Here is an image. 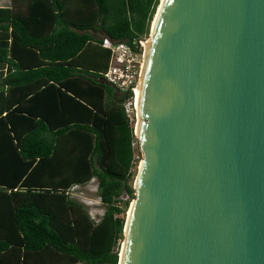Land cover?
Wrapping results in <instances>:
<instances>
[{
	"label": "water",
	"instance_id": "95a60500",
	"mask_svg": "<svg viewBox=\"0 0 264 264\" xmlns=\"http://www.w3.org/2000/svg\"><path fill=\"white\" fill-rule=\"evenodd\" d=\"M158 4L116 264H264V0Z\"/></svg>",
	"mask_w": 264,
	"mask_h": 264
},
{
	"label": "trees",
	"instance_id": "16d2710c",
	"mask_svg": "<svg viewBox=\"0 0 264 264\" xmlns=\"http://www.w3.org/2000/svg\"><path fill=\"white\" fill-rule=\"evenodd\" d=\"M158 1L0 7V264L117 263L137 149L101 40L135 48ZM92 178L96 220L68 195Z\"/></svg>",
	"mask_w": 264,
	"mask_h": 264
},
{
	"label": "built area",
	"instance_id": "2783aa9c",
	"mask_svg": "<svg viewBox=\"0 0 264 264\" xmlns=\"http://www.w3.org/2000/svg\"><path fill=\"white\" fill-rule=\"evenodd\" d=\"M143 40H145V37L135 39L133 41L135 48H132L123 41H114L107 37H102L101 40V46L108 50V62L106 69L102 73V79L119 92L126 94L122 101V108L132 128L134 140H132L130 144L134 149H137V141L134 136V125L136 120L135 88L140 73ZM138 155L140 156L137 149V152L134 151L132 157V163L135 162V168L137 162H139ZM131 170H133V168H131ZM118 197L121 200H125L128 198V195L126 193H121ZM92 219L96 220L97 218Z\"/></svg>",
	"mask_w": 264,
	"mask_h": 264
},
{
	"label": "rangeland",
	"instance_id": "374dc122",
	"mask_svg": "<svg viewBox=\"0 0 264 264\" xmlns=\"http://www.w3.org/2000/svg\"><path fill=\"white\" fill-rule=\"evenodd\" d=\"M148 33H149V31H148ZM145 39L148 40V34H147V37H145ZM135 121H136V123H135V127H136L137 114H136V120ZM135 127H134V130H135ZM138 157H140V156L138 155ZM137 164H138V162H137ZM138 166L139 165H137L136 168L135 167L133 168L134 174H133L132 179L130 180V186H131V189H132V195L133 196H134L133 180L135 178ZM95 189H96V181H95L94 178H92L86 184L73 185L68 190V195L72 199L80 202L84 206V208L87 210V212L90 215V217H92V218H97L100 215V213L102 212V209H103V206L101 205V203L99 202L98 197L96 196ZM122 196H125V195H122ZM128 199H130V198H128ZM128 211H129V208H128V210L126 208L125 211H124V214H123V219L124 220H125V217H126ZM124 220H123V224H124ZM122 228H123V226H122ZM121 241H122V239H121Z\"/></svg>",
	"mask_w": 264,
	"mask_h": 264
},
{
	"label": "bare ground",
	"instance_id": "6f19581e",
	"mask_svg": "<svg viewBox=\"0 0 264 264\" xmlns=\"http://www.w3.org/2000/svg\"><path fill=\"white\" fill-rule=\"evenodd\" d=\"M161 1L162 0H160V3H161ZM159 5L157 7L156 13H158ZM156 13H155L154 18L152 20V28H151L150 38L149 39H151V37H152V32H153L152 29L154 27L153 25H154V21H155L154 19L156 18ZM150 41L151 40H146V39L142 41V45H143L142 61H141V64H140L139 78H138L137 85H136V88H135V107H136V114H137V124H136V127H135V125H134V127H135V132L136 133H137V125H138V121H139V113H138L139 93H140V87H141V81H142V76H143V71H144V65H145L147 50H148ZM135 123H136V121H135ZM128 213H129V211H128ZM128 213H127V216H128Z\"/></svg>",
	"mask_w": 264,
	"mask_h": 264
},
{
	"label": "crops",
	"instance_id": "0c3cea01",
	"mask_svg": "<svg viewBox=\"0 0 264 264\" xmlns=\"http://www.w3.org/2000/svg\"><path fill=\"white\" fill-rule=\"evenodd\" d=\"M9 5V0H0V7H5Z\"/></svg>",
	"mask_w": 264,
	"mask_h": 264
}]
</instances>
